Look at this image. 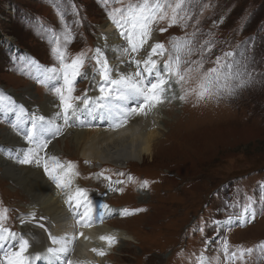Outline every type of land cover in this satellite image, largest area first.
Masks as SVG:
<instances>
[{
	"label": "rangeland",
	"instance_id": "rangeland-1",
	"mask_svg": "<svg viewBox=\"0 0 264 264\" xmlns=\"http://www.w3.org/2000/svg\"><path fill=\"white\" fill-rule=\"evenodd\" d=\"M127 3L129 0H0V95L12 101L10 110H0V128H11L14 113L20 114L9 96L12 89L21 93L24 87L31 86L32 94L39 99L44 101L51 94L59 103L54 91L49 90L50 86H59L56 81L51 85L40 82L44 68L59 67L53 51L57 38L62 49H66L68 61L82 52L90 57L98 35L106 30V24H113L109 13ZM188 13L192 19L186 28L179 24L169 28L167 21L157 24V41L169 47L170 38L190 36L193 32L197 33V48L206 40L212 41L204 70L214 66L217 56L237 51L241 46L252 79L249 87L238 90L235 96L200 104H195L194 97L186 102L166 100L157 107L159 118L151 128V152L138 160L94 163L84 158L69 142L77 129L98 130L99 124L89 123L88 119L81 124L68 123L56 138L60 162L76 165L79 176L73 179L77 186L96 195L107 192L108 181L96 175L102 171L112 181H124L113 184L123 191L108 192L106 197H100L104 198L101 201H94L106 203L112 209L103 225L131 235L128 240L114 236L116 243L112 247L106 242L94 243L93 248H107L102 264H197L201 253L211 264H228L222 251L225 237L230 251H236L237 246L255 248L264 241V215L230 231L217 230L212 223L227 218L230 210L225 208V198L259 195V185L264 184V0H193ZM160 28L167 31L160 33ZM66 34L70 36L68 43L64 42ZM200 58L199 52L185 57ZM92 65L94 61L86 60L84 70L89 75ZM244 78L249 77L246 74ZM88 85L87 79L78 78L73 95H82ZM94 90L95 85L88 95H99ZM174 91L177 96L182 94L179 86ZM23 97L33 98L26 93ZM22 114L18 120L22 121L20 128L32 129V121L24 116V111ZM13 131L29 143L18 128ZM46 151L49 149L40 155L48 156ZM129 176L132 180H128ZM225 180H229L228 184L217 190ZM143 181L148 182L147 188L141 187ZM42 209L41 202L32 200L21 183H13L0 167V214L7 216L3 221L5 227L28 240L22 231L27 223L24 218L45 219ZM124 209L133 214L122 215ZM205 222L203 233L195 230ZM31 247L27 253L31 254ZM89 255V264H101L93 251ZM235 264H264V251L256 249Z\"/></svg>",
	"mask_w": 264,
	"mask_h": 264
},
{
	"label": "snow or ice",
	"instance_id": "snow-or-ice-1",
	"mask_svg": "<svg viewBox=\"0 0 264 264\" xmlns=\"http://www.w3.org/2000/svg\"><path fill=\"white\" fill-rule=\"evenodd\" d=\"M192 4L193 0H129L124 7L113 9L109 13V18L119 31L120 38L127 44V47L121 45L114 49L119 53L118 59L122 67L111 64L106 56V50L111 49L108 37L104 38L103 47L95 48L92 56L89 57L82 52L70 61L66 58V49H62L57 38L53 51L56 53L59 67L45 69L43 80L40 81H56L59 85L50 86L49 89L54 91L59 99V111L56 116L63 120L65 125L70 120L81 122L89 117L102 119L108 121L109 126L116 130L127 125L132 116L148 117L166 100L169 103L176 99L186 102L190 97H194L195 104H200L213 99L220 100L235 96L238 90L249 87L252 79L248 72L246 53L240 50L241 46H238L237 51H229L217 56L213 62L214 66L204 70L205 59L212 52V41L206 40L197 48L196 32L190 36L170 38L169 47L163 42L156 41L155 26L162 21H167L169 28L177 24L183 28L188 27V20L192 19L188 8ZM166 31L167 28L159 29L160 33ZM64 42H70L69 35H65ZM195 52L200 53L199 60L185 59ZM125 56L126 60L123 58ZM138 56L141 58H137ZM86 60L94 61L91 75L84 70ZM125 68L128 70L125 71ZM246 74L248 79L244 78ZM97 76H99L98 81ZM78 78L87 79L89 85L82 95H73ZM94 85L99 95L89 96L88 92ZM185 85L189 87L186 89ZM175 86L180 87L182 94L178 96L175 94ZM170 92L171 96L168 95ZM10 108H12L10 98L0 95V109ZM22 111L21 108L20 112ZM30 119L33 121V128L30 130L20 128L22 121L16 125L25 139L33 145L19 163H35L37 166L43 164L45 173L56 187L62 191L67 190L65 203L75 221L74 228L91 227L95 223H102L105 218H110L112 209L106 203L94 202L85 188H73L72 177L79 176L74 163L65 164L55 156L40 155L51 143V140L42 138L44 134H51L55 138L61 134L60 127L54 121H45L40 115L33 114ZM96 175L98 179L103 177L108 181L107 192L100 193L101 196H106L108 192L123 191L113 184L120 185L124 181H112L103 171ZM128 180H132V177L129 176ZM141 187L147 188L148 182L143 181ZM224 205L230 211L227 212L225 220L212 222L217 230L227 228L230 231L232 227H243L245 224L253 223L258 215H264V184L259 185V195L245 194L243 199L237 195L233 200L225 198ZM131 214L133 213L127 209L122 212V215ZM6 219V214H0V264H28L29 257L26 253L29 249V241L5 227L3 221ZM21 223L25 222L21 221ZM38 226L48 232L44 224ZM206 226L205 222L203 227L195 230L203 233ZM83 235L82 232H75L57 237L49 232V240L53 246L46 250L44 259L47 264H82L69 257L74 251L75 241ZM99 239L106 242L108 247L116 243V238L112 235L100 236ZM256 249L264 251V241H260L255 248L237 246L236 251H230L227 238L223 239L222 251L228 264H235L237 259L243 261L246 255H250ZM91 251L99 257L107 255L100 249L93 248ZM197 264H211V260L201 253Z\"/></svg>",
	"mask_w": 264,
	"mask_h": 264
},
{
	"label": "bare ground",
	"instance_id": "bare-ground-1",
	"mask_svg": "<svg viewBox=\"0 0 264 264\" xmlns=\"http://www.w3.org/2000/svg\"><path fill=\"white\" fill-rule=\"evenodd\" d=\"M106 27V30H103V33L98 35L95 46L103 47L105 44L104 38L108 37L111 49L106 50V56L111 64H114L117 67H122L118 59L119 53H116L114 49L121 45L127 47L126 41L120 38L119 31L116 29L114 24H106ZM144 55H146V53H144ZM123 58L125 60L127 59L126 56ZM137 58L141 57L138 56ZM38 68L39 71H42V67ZM45 69L48 68H44L43 73ZM124 70L127 71L128 69L125 68ZM96 80L98 81L99 78ZM53 82L54 81H50L49 84L51 85ZM9 93V96H12L11 99L16 104V110L20 112V109L23 107V111L25 112L24 116L30 121H32L30 117L33 114H41L45 118V121H54L56 125L60 127L61 132L65 131L66 125L64 124L63 120L56 116V113L59 111V103L56 102V98H54L51 94L46 95L43 101L32 94L31 86L24 87L21 93H17L13 89L9 91ZM24 93L28 94V96L33 97L34 99L31 98L27 100L23 97ZM129 103L130 106H132L131 102ZM21 115H23L21 112L20 114L14 113L12 121L13 124H11V128L9 126H3L0 128V167L3 169L4 173L8 175V178L11 179L13 183H18V181L21 183L32 200H38L41 202L43 208L42 210L46 215L45 219H40L36 216V221L33 219V217L32 219H29L28 217L27 219L26 217L24 218L27 220V223H25L24 226L22 225V231L23 233L27 234L26 238L29 241V247H33L31 254L26 253V255L29 257L28 264H47V261L44 259L46 250L47 248L53 246L49 240V232L53 236L57 237L64 236L66 233L72 234L75 232H82L84 235L80 236L75 241L74 251L69 257L74 261L82 262V264H89V253L92 252L91 249H93L94 243H100L102 245L105 244L104 241L99 239L100 236L112 235L119 236L122 238V240L130 239L131 235L126 233L124 230L120 232V230L110 227L111 225L106 227L102 223H95L91 227L84 228L73 227L75 221L73 220L72 214L69 211L68 205L65 203L67 199V190L62 191L56 187V184L51 179H49L48 175L45 173L44 168L41 166L42 164L37 166L35 163H19V160L23 159L28 150L32 148L29 145L30 143H26L25 140H23L15 133V131H13H17L16 125ZM158 118L159 111L156 108L148 117L145 118L143 116H132L129 118L128 124L123 128L113 130L109 126L108 121L89 117L87 118L89 123L99 124L100 127L98 130L87 132L85 130L82 131L77 129L74 131L69 143L72 144V147H76L79 151H81V154L84 158L87 157L94 163H100L104 161L124 163L125 161L132 159L138 160L143 154H149L151 152L154 134V130L151 128L157 124ZM83 122L69 121L71 124H81ZM49 136H51V134H44L45 138L51 140L48 148L49 151L46 152L48 156H55L60 161L61 150L59 147V142L56 140V138H58L60 135L55 136V138ZM6 152H8V155H6ZM72 186L73 188L79 187L76 185L73 177ZM89 194L93 201H101L104 199L100 198L102 197L100 194ZM32 206L35 208V203H32ZM35 210L37 209L35 208ZM38 218L40 220H38ZM39 224H44L48 229V232H46L44 228H40L38 226ZM43 244L44 248L41 249L40 247H43ZM100 250H103L106 253L108 252L107 248L101 247ZM38 256L39 258H37ZM96 260L102 264L106 259H104V257L97 256Z\"/></svg>",
	"mask_w": 264,
	"mask_h": 264
}]
</instances>
